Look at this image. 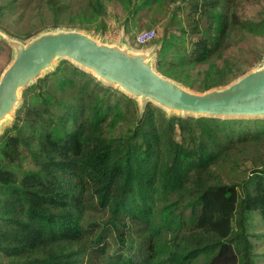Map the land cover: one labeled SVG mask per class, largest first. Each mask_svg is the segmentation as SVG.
<instances>
[{
	"label": "trees",
	"instance_id": "obj_1",
	"mask_svg": "<svg viewBox=\"0 0 264 264\" xmlns=\"http://www.w3.org/2000/svg\"><path fill=\"white\" fill-rule=\"evenodd\" d=\"M166 6L164 75L204 91L262 60L264 0ZM103 13V0H6L0 28L28 39L63 22L105 27ZM254 214L264 219L262 117L141 110L64 59L0 133V264H253Z\"/></svg>",
	"mask_w": 264,
	"mask_h": 264
},
{
	"label": "water",
	"instance_id": "obj_2",
	"mask_svg": "<svg viewBox=\"0 0 264 264\" xmlns=\"http://www.w3.org/2000/svg\"><path fill=\"white\" fill-rule=\"evenodd\" d=\"M14 51L0 73V128L22 103V92L59 59L71 61L108 85L138 101L187 116L264 117V55L262 60L224 85L192 89L156 68V47L138 49L127 40L113 42L80 28L49 27L27 40L0 28ZM52 68V69H51Z\"/></svg>",
	"mask_w": 264,
	"mask_h": 264
},
{
	"label": "rangeland",
	"instance_id": "obj_3",
	"mask_svg": "<svg viewBox=\"0 0 264 264\" xmlns=\"http://www.w3.org/2000/svg\"><path fill=\"white\" fill-rule=\"evenodd\" d=\"M5 1L6 0H1L0 2L3 3ZM171 1L172 0H167L166 3H163L162 0H156L151 4V6H147L141 9H136L134 8V6L136 4H139L141 0H103L104 13L101 19L105 24V27H103L102 24L99 23V20H92L90 22L85 21L86 25L87 24L92 25L90 28L83 27L78 23L71 24L67 22H63L60 26L66 28H80L85 31H88L94 36H101L103 39L113 42L115 41L119 42L120 40L124 39L127 40L131 44V46L138 49H146L155 46L156 47L155 58L157 60L158 57L157 50L160 44L159 41H161L160 39L161 30L171 13L170 10H168L166 4ZM16 23L17 22L15 21L12 24L15 25ZM18 24L20 25V23ZM97 26L100 28L96 29ZM145 28L155 29L156 36L153 40L149 41L146 44H137L135 37L140 30ZM259 43L260 45H262V43H264V38H260ZM13 54H14L13 48L4 39H1L0 40V73L11 62L13 58ZM62 60L64 59L56 60L52 68L55 69L56 66ZM49 71L50 69L47 70L45 74L48 73ZM162 72L168 74L163 70ZM109 86H113V85H109ZM113 87L119 89L116 86ZM165 111L168 113L167 110ZM173 114H177V113H173ZM14 117L15 116L10 117V119L4 123V125L0 128V133L4 131V128L6 126L11 125ZM246 164L241 163L240 165H238L237 169L240 170ZM246 169L248 170L249 168ZM223 171L226 173L227 177L230 175L231 170H229L228 168H224ZM235 175L237 176V178L241 177L239 172H237ZM248 232L253 246V253H254L253 264H264V219L260 215L254 214L252 216V218L249 221Z\"/></svg>",
	"mask_w": 264,
	"mask_h": 264
},
{
	"label": "built area",
	"instance_id": "obj_4",
	"mask_svg": "<svg viewBox=\"0 0 264 264\" xmlns=\"http://www.w3.org/2000/svg\"><path fill=\"white\" fill-rule=\"evenodd\" d=\"M156 36V31L153 28H145L140 30L135 39L137 44H146L153 40Z\"/></svg>",
	"mask_w": 264,
	"mask_h": 264
}]
</instances>
